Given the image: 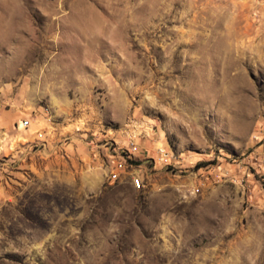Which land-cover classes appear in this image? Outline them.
Returning <instances> with one entry per match:
<instances>
[{
    "label": "rangeland",
    "instance_id": "obj_1",
    "mask_svg": "<svg viewBox=\"0 0 264 264\" xmlns=\"http://www.w3.org/2000/svg\"><path fill=\"white\" fill-rule=\"evenodd\" d=\"M0 264H264V0H0Z\"/></svg>",
    "mask_w": 264,
    "mask_h": 264
},
{
    "label": "built area",
    "instance_id": "obj_2",
    "mask_svg": "<svg viewBox=\"0 0 264 264\" xmlns=\"http://www.w3.org/2000/svg\"><path fill=\"white\" fill-rule=\"evenodd\" d=\"M127 138H128L127 150L130 152V155H131V154H134L135 151L137 150V145H136V142L132 139V137H129L128 135ZM159 156L163 159L170 158L169 153H167V151L163 149L160 150ZM125 169H126V160L122 156V158L116 159L114 161V164L109 171V178L110 179L120 178L121 173L124 172ZM132 181H139V187L144 185L143 177L140 174L131 173V182Z\"/></svg>",
    "mask_w": 264,
    "mask_h": 264
},
{
    "label": "bare ground",
    "instance_id": "obj_3",
    "mask_svg": "<svg viewBox=\"0 0 264 264\" xmlns=\"http://www.w3.org/2000/svg\"><path fill=\"white\" fill-rule=\"evenodd\" d=\"M30 124V120L29 119H26L25 122H24V125L27 126Z\"/></svg>",
    "mask_w": 264,
    "mask_h": 264
}]
</instances>
